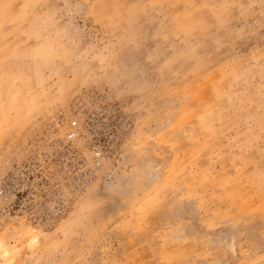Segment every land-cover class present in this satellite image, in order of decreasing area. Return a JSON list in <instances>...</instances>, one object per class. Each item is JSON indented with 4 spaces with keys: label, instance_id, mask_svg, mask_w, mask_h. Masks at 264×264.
<instances>
[{
    "label": "rangeland",
    "instance_id": "1",
    "mask_svg": "<svg viewBox=\"0 0 264 264\" xmlns=\"http://www.w3.org/2000/svg\"><path fill=\"white\" fill-rule=\"evenodd\" d=\"M0 264H264V0H0Z\"/></svg>",
    "mask_w": 264,
    "mask_h": 264
}]
</instances>
